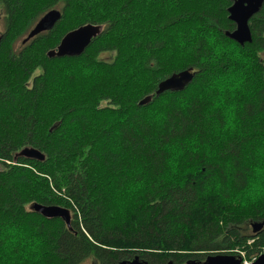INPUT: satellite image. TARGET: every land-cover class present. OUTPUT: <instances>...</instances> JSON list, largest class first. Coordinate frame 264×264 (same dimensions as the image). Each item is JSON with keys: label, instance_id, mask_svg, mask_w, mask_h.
I'll list each match as a JSON object with an SVG mask.
<instances>
[{"label": "trees", "instance_id": "1", "mask_svg": "<svg viewBox=\"0 0 264 264\" xmlns=\"http://www.w3.org/2000/svg\"><path fill=\"white\" fill-rule=\"evenodd\" d=\"M230 4L0 0V264H185L264 246L246 232L264 221V3L243 46L224 35ZM86 23L102 31L82 54L47 57ZM189 67L185 88L155 96ZM25 146L45 158H14ZM32 203L69 207V227Z\"/></svg>", "mask_w": 264, "mask_h": 264}, {"label": "water", "instance_id": "2", "mask_svg": "<svg viewBox=\"0 0 264 264\" xmlns=\"http://www.w3.org/2000/svg\"><path fill=\"white\" fill-rule=\"evenodd\" d=\"M230 6L227 8L228 19L231 20L235 27L232 30H226L224 35L243 46L245 43L252 41V32L249 26V20L259 12L264 0H229ZM61 12L58 9L47 11L31 28L27 38L33 37L41 31L47 30L60 18ZM102 31V26L92 23L80 25L66 32L60 39L59 43L47 51L49 58L63 56H78L83 53L85 48L93 38L98 36ZM196 71L189 67L187 69L174 72L162 79L157 84L155 96L165 91H179L185 88L193 79ZM151 96L147 95L142 98L138 104L144 105L150 102ZM25 157L35 160H43L44 154L33 147L25 146L19 150L14 158ZM32 211L39 213L45 218L59 217L69 227L71 215L67 208L58 205H41L38 203L31 204ZM264 221L252 223L253 232H257L263 226ZM119 264H148L135 255L132 259L122 260ZM165 264H174L172 260ZM185 264H242L241 258L227 253H209L203 261L193 259L186 260ZM250 264H264V254H261L255 261Z\"/></svg>", "mask_w": 264, "mask_h": 264}, {"label": "rangeland", "instance_id": "3", "mask_svg": "<svg viewBox=\"0 0 264 264\" xmlns=\"http://www.w3.org/2000/svg\"><path fill=\"white\" fill-rule=\"evenodd\" d=\"M59 8H60V6H56L55 7V9H58L59 10ZM62 25H65V26H69L70 24H67L66 22H64V23H62ZM34 26V24L32 25V26H30L29 28H28V30L21 36V37H19V39L14 43V45H13V49L17 52L18 50H19V48L25 43V42H27L28 40H30L32 37H30V38H27V35H28V33H29V31L31 30V28ZM4 28H5V25H4V13H3V10L0 8V34H1V32L2 31H4ZM262 54H259V58H261L260 56H261ZM100 57L101 58H103V59H105V60H110L111 58H112V54L108 51V52H102L101 54H100ZM248 60V58L246 59V61ZM244 62V61H243ZM241 69L242 70H244V68L243 67H241ZM38 72H40V70L39 69H37L36 71H35V73L34 74H37ZM32 77H33V75L31 76V78L29 79V82H28V84H29V86H30V83H31V79H32ZM262 191V188L261 187H259L258 188V192H261ZM244 202H245V200H244ZM243 202V203H244ZM67 208V207H66ZM68 210H69V212H70V215L72 216V214H73V212H72V210L68 207L67 208ZM74 209L75 210H77L75 207H74ZM258 221H255V223H257ZM261 222V221H260ZM246 232H247V234H255L256 232H253V230H252V226H248L247 228H246ZM264 233V224H263V226L261 227V229H259L258 230V233H257V235H259V234H263ZM263 236V235H262ZM253 241H255L253 238H249V240L247 241V243H249V244H252L253 243ZM237 252H238V256L241 258V260L242 261H244V262H247V263H249V260H251V262H253V261H255L261 254H264V246L263 247H261L257 252H253V253H251L248 257H247V255L244 253V250H242V251H240V250H237ZM251 257V258H250ZM250 258V259H249ZM132 259V258H131ZM81 264H97L95 261H94V259L90 256V257H88V258H86Z\"/></svg>", "mask_w": 264, "mask_h": 264}]
</instances>
